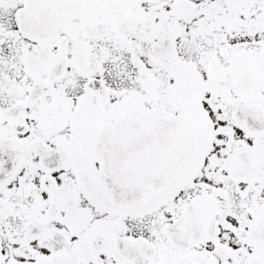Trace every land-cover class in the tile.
<instances>
[{"label": "snow or ice", "instance_id": "6c2138e0", "mask_svg": "<svg viewBox=\"0 0 264 264\" xmlns=\"http://www.w3.org/2000/svg\"><path fill=\"white\" fill-rule=\"evenodd\" d=\"M0 264H264V0H0Z\"/></svg>", "mask_w": 264, "mask_h": 264}]
</instances>
